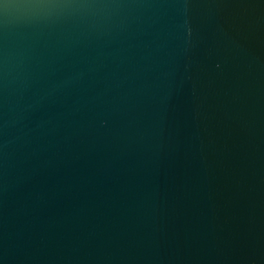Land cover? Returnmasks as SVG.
<instances>
[{"label": "water", "instance_id": "obj_1", "mask_svg": "<svg viewBox=\"0 0 264 264\" xmlns=\"http://www.w3.org/2000/svg\"><path fill=\"white\" fill-rule=\"evenodd\" d=\"M0 264H264V0H0Z\"/></svg>", "mask_w": 264, "mask_h": 264}]
</instances>
